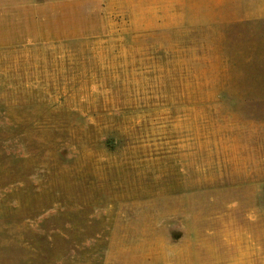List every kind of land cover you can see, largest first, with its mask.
I'll return each mask as SVG.
<instances>
[{
    "label": "rangeland",
    "instance_id": "rangeland-1",
    "mask_svg": "<svg viewBox=\"0 0 264 264\" xmlns=\"http://www.w3.org/2000/svg\"><path fill=\"white\" fill-rule=\"evenodd\" d=\"M264 0H0V264H264Z\"/></svg>",
    "mask_w": 264,
    "mask_h": 264
},
{
    "label": "crops",
    "instance_id": "crops-1",
    "mask_svg": "<svg viewBox=\"0 0 264 264\" xmlns=\"http://www.w3.org/2000/svg\"><path fill=\"white\" fill-rule=\"evenodd\" d=\"M260 13H263V15H264V10H261V9H260V10H259V14H260Z\"/></svg>",
    "mask_w": 264,
    "mask_h": 264
}]
</instances>
